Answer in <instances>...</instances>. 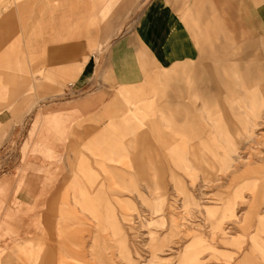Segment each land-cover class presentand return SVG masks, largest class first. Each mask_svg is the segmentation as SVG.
I'll use <instances>...</instances> for the list:
<instances>
[{
    "label": "rangeland",
    "instance_id": "1",
    "mask_svg": "<svg viewBox=\"0 0 264 264\" xmlns=\"http://www.w3.org/2000/svg\"><path fill=\"white\" fill-rule=\"evenodd\" d=\"M9 1L0 10V264H264V109L248 119L228 112L244 105L224 91L216 92L217 104L195 102L180 80L202 60L169 69H182L170 82L180 92L160 83L169 70L122 85L104 48L91 46L83 58L43 48L34 26L41 10L61 0ZM109 2L114 12L121 0ZM149 2L128 0L116 36L134 28ZM256 40L264 42V31ZM86 58L83 72L69 75ZM203 110L222 119L218 130L230 133L229 144L210 135ZM177 111L193 112L201 138L161 122L162 113ZM132 138V163L105 161L109 149ZM203 147L212 175L201 162L180 164L176 153L185 149L190 159L188 148ZM78 171L102 185H76L85 181ZM152 177L162 194L151 191ZM86 193L91 200H83Z\"/></svg>",
    "mask_w": 264,
    "mask_h": 264
},
{
    "label": "crops",
    "instance_id": "2",
    "mask_svg": "<svg viewBox=\"0 0 264 264\" xmlns=\"http://www.w3.org/2000/svg\"><path fill=\"white\" fill-rule=\"evenodd\" d=\"M83 1L61 0L55 8L40 11V19L34 28L41 30V44L44 49L48 46V52L64 51L66 54L60 55L62 58H83L88 56L86 51L91 46L104 48L102 56L105 57L107 67L118 76H123L119 83L125 86L141 84L176 65L202 60L199 69L191 67L188 75L180 80L186 83L195 102L200 100L205 106L217 104L219 93L216 92L224 91L227 96H242L237 102L244 105L229 109L228 112L243 111V116L248 119L247 113L264 109V42L258 43L256 40L264 31V0H150L134 28L118 36L116 33L119 27L130 13L128 0H121L114 12L109 0ZM10 4L9 0L1 1L0 10L8 9ZM135 4L138 5L139 0H135ZM102 14L105 15L104 19ZM85 61L84 65L77 62L72 66L69 75L73 72L81 74L89 62L87 58ZM182 73L180 68L169 70L159 81L165 85L166 90L172 78ZM170 88L179 92L182 89L171 85ZM249 88L253 89L252 96L246 98L245 93ZM165 90L163 93L166 94ZM139 91L144 93L145 89L140 88ZM192 113H162L161 122L165 126L181 124L178 129L181 136L192 129L196 132L195 138L199 139L202 136L201 128L196 118H189ZM234 116H227V125L233 124ZM201 118L214 130L210 133L212 137L222 139L229 136L230 133L218 130L221 118L216 119L205 110ZM135 132L132 130L130 134ZM225 138L218 141L219 144H229ZM127 141L129 145L122 149H109L103 156L105 161L121 164L127 159V162L132 163V151L136 148L131 144L135 140L132 138ZM218 142L214 141L215 145ZM204 148H198L197 151L188 148L190 159H186L185 149H176L180 164H186L187 160L202 162ZM89 151L95 156L91 149ZM80 167L77 168L80 170ZM90 175L93 174L78 171L77 178H84L85 181H78L76 185H102V181H89ZM177 178L172 176V180ZM148 181L153 193L162 194L164 188L157 177ZM88 195L83 194L84 201L91 200L92 197L87 198Z\"/></svg>",
    "mask_w": 264,
    "mask_h": 264
},
{
    "label": "bare ground",
    "instance_id": "3",
    "mask_svg": "<svg viewBox=\"0 0 264 264\" xmlns=\"http://www.w3.org/2000/svg\"><path fill=\"white\" fill-rule=\"evenodd\" d=\"M212 124V123H211ZM227 142V141H226ZM122 149V148H121ZM192 149H194V148H192ZM191 149V150H192ZM121 151V150H120ZM124 152V151H123ZM128 152V151H127ZM117 153V152H116ZM123 154V153H122ZM126 154V153H125ZM195 154V153H194ZM202 154V153H201ZM124 155V154H123ZM128 156H129V154H128ZM205 157H207V156H205ZM204 158V157H203ZM205 159V158H204ZM114 160V159H113ZM122 159H120V161H121ZM127 160V159H126ZM186 160V159H185ZM193 160H194V158H193ZM195 161V160H194ZM116 163V162H115ZM197 166V165H196ZM197 167H199V166H197ZM200 167L201 168H206V171H207V173H208V175H212V172L214 173V171H213V168L215 167L213 164H211L210 162L208 163L207 161H206V163H204V162H201V164H200ZM150 237H151V240L154 242L155 241V239H156V237L154 236V234H150ZM162 241H164V240H162ZM157 259V256L156 255H154L153 256V258H152V260H151V262H154L155 260Z\"/></svg>",
    "mask_w": 264,
    "mask_h": 264
}]
</instances>
